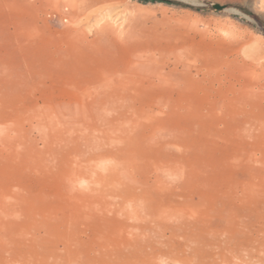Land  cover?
<instances>
[{
  "label": "rangeland",
  "instance_id": "obj_1",
  "mask_svg": "<svg viewBox=\"0 0 264 264\" xmlns=\"http://www.w3.org/2000/svg\"><path fill=\"white\" fill-rule=\"evenodd\" d=\"M108 1L122 2L121 13L114 14L112 7L95 14L90 11L97 7L93 6L69 22L57 8V0H50L38 8H26L21 18L23 25L30 26L25 30L28 36L35 33L38 41V36L46 35L51 42L46 45L52 48L71 45L70 32L79 29L90 38L96 36L99 42L89 53L100 59L99 68L108 67L110 72L125 66L130 71L145 52L153 59L157 57L155 68L163 73L170 70L169 64L177 62L178 68L166 75L170 88L152 95L141 91L143 85H137L126 95L103 100V104L95 96L93 78L68 70L56 75L39 63L23 61L20 43L14 36L8 38L0 23V182L8 186L17 182L22 187L31 180L37 187L34 192L20 188L29 195L31 207L52 219H68L71 223L90 208L91 195L86 191L81 198L79 188L57 173L58 164L65 158L77 162L105 155L107 144L100 140L101 130L111 137L127 134L134 140L130 148H137V154L128 159L135 165L120 160L113 170L118 179L130 175L138 189H153L145 184L155 175L148 162L149 153L184 161L185 185L173 193L205 201L210 210L208 215L188 221L186 227L176 216L179 212L164 217L184 228L182 236L172 237L181 253H188L192 264H222L223 256L227 264H241L247 230L241 222L247 210L256 221L262 208L258 200L263 198L264 179L254 167L257 162L243 159L240 163L236 155L242 148L249 151L253 143L256 156L260 153L253 132L227 115V53L241 55L244 49L255 50L264 61V0ZM197 62L218 65L217 69L211 66L209 82L202 81L201 74L194 78L195 70L190 73L193 79L186 77L182 64L192 67ZM33 104L53 115L54 124L46 137L38 131L36 117L21 114ZM132 108L143 114L142 119L149 117L148 122L130 125L126 114H132ZM59 113L61 118L56 117ZM20 125L26 129L27 152L22 148L23 137H16ZM162 200L155 196L154 203L158 201L160 207ZM146 203L150 204V199ZM137 212L141 217L151 216L145 206H139ZM61 227L64 230L65 226ZM85 231L89 234L91 228ZM256 234L251 236L252 241H259L254 239ZM99 236L103 239L104 232ZM51 240L57 241V237ZM150 240L148 244L159 245L155 236Z\"/></svg>",
  "mask_w": 264,
  "mask_h": 264
},
{
  "label": "bare ground",
  "instance_id": "obj_2",
  "mask_svg": "<svg viewBox=\"0 0 264 264\" xmlns=\"http://www.w3.org/2000/svg\"><path fill=\"white\" fill-rule=\"evenodd\" d=\"M48 1L50 0H0V23L3 24L8 38L14 36L20 43L23 61L27 62L29 59L30 64L39 63L40 66L58 74L68 70L93 78L95 96L99 97L103 104L105 102L103 100L126 95L130 87L137 88V85L138 88L143 85L141 91L152 95L161 93V88L164 91L170 88L166 75L178 68L177 62H173L171 66L169 64L170 70L163 73L161 69L159 71L155 68L157 57L153 59L145 52L137 55L139 58L130 71L127 70V66L115 73L110 72L108 67L101 69L97 65L100 59L89 53V50L99 42L98 38L96 36L90 38L83 29L70 32L71 45L67 44L65 48L62 46L52 48L46 45L51 43L46 35L38 36L37 41L36 34L30 33L32 37L30 39L28 32H25L30 26L23 25L22 12L35 5L38 8ZM36 3L40 4L37 6ZM121 5L120 1L112 3L108 0H57V8L69 22L93 6L97 7L90 11L95 14L108 12L112 7H115L114 14H119L122 11ZM31 48L33 51L30 53ZM242 52L241 55L227 53V115L236 118L235 121L244 124L248 131L253 132L251 136L257 141L259 156L255 154L254 143L249 151L242 148L236 155L240 163L243 159L253 164L257 162L258 165L254 167H258L256 171L263 181L264 61L258 51L244 49ZM24 53L28 56L25 57ZM182 66L186 69L187 78L189 76L192 78L193 75L197 79L201 74L200 78L205 83L211 80L212 74L209 72L213 70L212 67L216 69L218 67L198 62L192 67L185 64ZM165 68L166 66L163 67ZM203 68L207 69V72ZM192 70H195V73L190 75ZM207 87L212 89L209 88V84ZM26 108L22 109L23 111L20 109L21 114L36 117L39 120L38 125L40 124L38 131L42 137H46L50 126L54 124L53 115L44 113L43 108L36 104ZM136 110L137 108H132L130 109L132 114H126L128 122L133 127H136L139 121L148 122L149 119L147 116L142 119L143 114ZM62 116L59 113L56 117ZM17 130L19 133L16 137L17 135L23 137L22 148L23 151L26 148L27 152L26 129L20 125ZM101 131L103 134L100 140L107 144L105 155H93L77 162L65 158L57 166V173H62L70 184L79 188L77 191L81 198L86 196V191L91 195L90 208L71 223L68 219L61 220L58 217L52 219L45 216L44 212L41 214L31 207L29 195L21 190L34 192L37 187H34L31 180H26L22 187L17 182L9 186L0 182V264H192V257L188 253H181V248L176 247V242L172 238L182 236L184 233L181 230L184 228L181 224L174 226L170 218H164L166 215L179 212L176 216L186 227L190 223L188 221L193 218L197 219L202 214L210 213L209 208L204 205L205 201H195L193 198L173 193L177 187L182 189L180 185H185L187 167L184 161L166 160L149 153L148 162L155 175L145 184H151L153 189L146 186L148 189L143 191L136 187L130 175L120 180L113 171L123 159L129 163L128 165H135L128 160L137 154V148H130V145L131 147L134 145V140L132 141L127 134L122 138L111 137L107 131ZM18 154L21 155L23 152L18 151ZM1 156L0 154V158ZM155 196L163 199L162 206L158 207V201L154 203ZM261 196L263 198H260L258 203L262 208L256 215V221L247 210L246 218L241 222V225L247 228L244 233L246 251L241 257V264H264V194ZM147 199H150V204L146 203ZM139 206L147 207L151 216L138 215ZM62 225L65 226L64 230ZM88 227L91 228L89 234L85 231ZM106 229L108 230L105 231ZM102 232L104 237L99 239ZM256 232L254 239L259 241L255 242L251 240V236ZM185 235L190 236V233ZM54 236L57 237V241L51 240ZM153 236L159 245L148 244ZM175 247L178 252L174 250ZM223 258L222 264H227L225 256Z\"/></svg>",
  "mask_w": 264,
  "mask_h": 264
},
{
  "label": "trees",
  "instance_id": "obj_3",
  "mask_svg": "<svg viewBox=\"0 0 264 264\" xmlns=\"http://www.w3.org/2000/svg\"><path fill=\"white\" fill-rule=\"evenodd\" d=\"M139 1H142V2H149V1H161V2H166V3H171L170 1L168 0H139Z\"/></svg>",
  "mask_w": 264,
  "mask_h": 264
},
{
  "label": "water",
  "instance_id": "obj_4",
  "mask_svg": "<svg viewBox=\"0 0 264 264\" xmlns=\"http://www.w3.org/2000/svg\"><path fill=\"white\" fill-rule=\"evenodd\" d=\"M217 8L221 9L222 7L221 6H216Z\"/></svg>",
  "mask_w": 264,
  "mask_h": 264
}]
</instances>
